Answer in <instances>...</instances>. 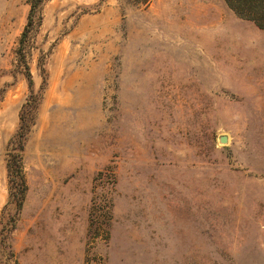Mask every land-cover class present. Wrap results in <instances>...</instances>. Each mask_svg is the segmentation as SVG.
<instances>
[{
  "label": "rangeland",
  "instance_id": "rangeland-1",
  "mask_svg": "<svg viewBox=\"0 0 264 264\" xmlns=\"http://www.w3.org/2000/svg\"><path fill=\"white\" fill-rule=\"evenodd\" d=\"M32 2L0 0V264H264V29L225 0H44L27 31Z\"/></svg>",
  "mask_w": 264,
  "mask_h": 264
},
{
  "label": "trees",
  "instance_id": "trees-1",
  "mask_svg": "<svg viewBox=\"0 0 264 264\" xmlns=\"http://www.w3.org/2000/svg\"><path fill=\"white\" fill-rule=\"evenodd\" d=\"M44 0H33L27 31L34 22V13ZM136 6H147L151 0H128ZM228 6L241 18L254 21L258 27L264 29V0H225ZM24 32V36L28 33ZM29 82L32 83L31 74L27 72ZM41 97L31 90L21 113L19 129L11 140L9 158L7 163L10 182V202H15L20 209L25 201L28 183L24 169L23 152L28 136L36 123Z\"/></svg>",
  "mask_w": 264,
  "mask_h": 264
},
{
  "label": "water",
  "instance_id": "water-1",
  "mask_svg": "<svg viewBox=\"0 0 264 264\" xmlns=\"http://www.w3.org/2000/svg\"><path fill=\"white\" fill-rule=\"evenodd\" d=\"M221 141H222V142H227V138H226V137H223V138L221 139Z\"/></svg>",
  "mask_w": 264,
  "mask_h": 264
}]
</instances>
